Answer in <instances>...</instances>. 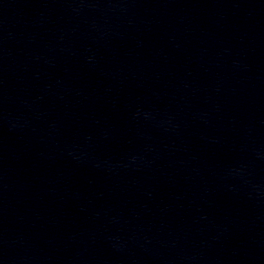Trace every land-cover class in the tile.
I'll return each instance as SVG.
<instances>
[{
	"label": "water",
	"instance_id": "1",
	"mask_svg": "<svg viewBox=\"0 0 264 264\" xmlns=\"http://www.w3.org/2000/svg\"><path fill=\"white\" fill-rule=\"evenodd\" d=\"M0 264H264V0H0Z\"/></svg>",
	"mask_w": 264,
	"mask_h": 264
}]
</instances>
